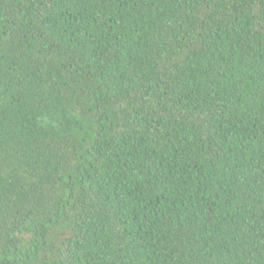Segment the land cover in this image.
I'll use <instances>...</instances> for the list:
<instances>
[{"label": "trees", "instance_id": "1", "mask_svg": "<svg viewBox=\"0 0 264 264\" xmlns=\"http://www.w3.org/2000/svg\"><path fill=\"white\" fill-rule=\"evenodd\" d=\"M0 264H264V0H0Z\"/></svg>", "mask_w": 264, "mask_h": 264}]
</instances>
